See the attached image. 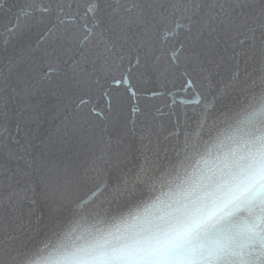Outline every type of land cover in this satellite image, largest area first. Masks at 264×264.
Returning a JSON list of instances; mask_svg holds the SVG:
<instances>
[{
	"label": "snow or ice",
	"instance_id": "snow-or-ice-1",
	"mask_svg": "<svg viewBox=\"0 0 264 264\" xmlns=\"http://www.w3.org/2000/svg\"><path fill=\"white\" fill-rule=\"evenodd\" d=\"M0 16L14 19L5 44L25 29L38 32L0 62V264H33L74 207L132 195L234 93L259 87L249 120L264 115V0H0ZM176 79L190 91L179 102L191 113H176L172 94L169 111L157 109L168 122L150 119L142 86ZM46 89L60 98L59 123L42 130L32 104L14 105ZM258 184L219 209L220 222L247 213L236 227L261 248L246 264H264Z\"/></svg>",
	"mask_w": 264,
	"mask_h": 264
},
{
	"label": "clouds",
	"instance_id": "clouds-1",
	"mask_svg": "<svg viewBox=\"0 0 264 264\" xmlns=\"http://www.w3.org/2000/svg\"><path fill=\"white\" fill-rule=\"evenodd\" d=\"M257 181L264 115L217 120L181 140L132 195L74 207L33 264H246L261 248L236 227L247 213L220 222L219 209Z\"/></svg>",
	"mask_w": 264,
	"mask_h": 264
},
{
	"label": "water",
	"instance_id": "water-1",
	"mask_svg": "<svg viewBox=\"0 0 264 264\" xmlns=\"http://www.w3.org/2000/svg\"><path fill=\"white\" fill-rule=\"evenodd\" d=\"M6 2V0H5ZM16 3H21L22 0H15ZM44 2H47V0H44ZM14 23V19L12 16L4 17L0 16V62L3 61V58L8 54H20L22 52V45H24L25 42L27 43H34L38 38V32L36 30H32L29 32L27 29L24 30L22 34L17 35L15 38H13L9 43L5 44L3 34L7 31V28L10 24ZM23 21H21V26L23 27ZM131 56L134 57L135 53H131ZM135 83V81H133ZM201 85H203V81L200 82ZM184 84L183 79H176L174 81H170L167 83L166 87H161L159 84H145L142 86L143 92L141 95V99L139 101L140 106L145 109L146 113L148 114V117L150 119H154L157 121H165L166 123L169 120V117L167 116H160L157 113L158 108H162L165 113L169 111V108L167 105L172 103L173 95H175L176 104H175V111L176 113H181L182 110L189 111V114L191 113V105L190 104H181L179 101L181 99H184L185 101L190 100V91H181V87ZM127 85L121 86V91H123L124 88H126ZM149 89L155 90L158 93L164 92L165 95H157L155 98L151 96ZM262 90L257 87L254 90V93L250 90L248 94L244 93H234L236 95V99L234 101H227L226 107L222 108L220 111L214 112L210 118L209 122L206 126L212 125L217 120L222 119H231L236 120L240 119L246 115H249L250 112H252L255 108V102L253 100V94L255 96H259L261 94ZM23 92L20 93V97H23ZM25 103H30L35 107V113L36 115H39L40 117V123L42 130L48 129L50 127L54 126V123H59V120H54L53 118L56 115L57 112V106L60 104V98L56 94L55 89H46L45 91L41 92L39 96L34 97L30 100L25 101L24 99L18 98L16 104L14 107L20 108L23 107ZM132 103H135L133 100ZM28 113H25V116H27ZM125 116L131 120L134 118L135 114L130 113V109L126 108L125 110ZM16 121L12 122V127L15 129ZM32 127H35V125H31ZM171 125H169L170 127ZM15 134V133H14ZM23 135V133H21ZM175 139V138H173ZM182 139V137H181ZM37 145H39V141H36ZM177 147V145H176ZM174 154V152H170L169 156L171 157ZM168 160H164L161 162L165 163ZM135 163V161H133ZM21 167L24 166V162H20ZM259 251L256 249L252 250L253 258L258 254Z\"/></svg>",
	"mask_w": 264,
	"mask_h": 264
}]
</instances>
